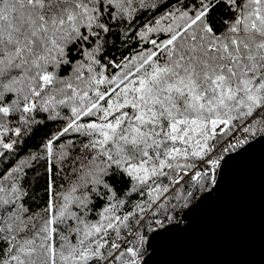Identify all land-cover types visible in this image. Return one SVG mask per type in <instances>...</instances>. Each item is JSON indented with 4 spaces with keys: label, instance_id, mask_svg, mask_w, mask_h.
Wrapping results in <instances>:
<instances>
[{
    "label": "snow or ice",
    "instance_id": "6c2138e0",
    "mask_svg": "<svg viewBox=\"0 0 264 264\" xmlns=\"http://www.w3.org/2000/svg\"><path fill=\"white\" fill-rule=\"evenodd\" d=\"M257 148L264 0H0V264H152Z\"/></svg>",
    "mask_w": 264,
    "mask_h": 264
},
{
    "label": "water",
    "instance_id": "95a60500",
    "mask_svg": "<svg viewBox=\"0 0 264 264\" xmlns=\"http://www.w3.org/2000/svg\"><path fill=\"white\" fill-rule=\"evenodd\" d=\"M190 225L158 243L152 264H264V151L234 165Z\"/></svg>",
    "mask_w": 264,
    "mask_h": 264
},
{
    "label": "trees",
    "instance_id": "16d2710c",
    "mask_svg": "<svg viewBox=\"0 0 264 264\" xmlns=\"http://www.w3.org/2000/svg\"><path fill=\"white\" fill-rule=\"evenodd\" d=\"M41 184H42V179H39L36 186L40 187ZM41 195H43L42 189H41Z\"/></svg>",
    "mask_w": 264,
    "mask_h": 264
}]
</instances>
